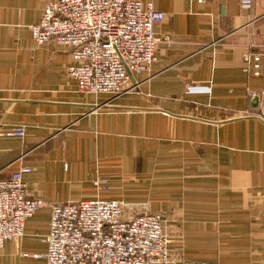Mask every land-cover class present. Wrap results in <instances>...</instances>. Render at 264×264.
Here are the masks:
<instances>
[{
  "label": "crops",
  "instance_id": "1",
  "mask_svg": "<svg viewBox=\"0 0 264 264\" xmlns=\"http://www.w3.org/2000/svg\"><path fill=\"white\" fill-rule=\"evenodd\" d=\"M48 1L0 0V179L29 165L46 200L0 264H47L52 204L95 196L161 212L174 259L264 264V76L244 60L264 0H145L165 12L157 58L118 95L80 90L69 49L36 42Z\"/></svg>",
  "mask_w": 264,
  "mask_h": 264
},
{
  "label": "built area",
  "instance_id": "2",
  "mask_svg": "<svg viewBox=\"0 0 264 264\" xmlns=\"http://www.w3.org/2000/svg\"><path fill=\"white\" fill-rule=\"evenodd\" d=\"M165 12L145 0H52L33 25V37L69 49L67 73L78 88L121 94L138 86V75L157 58L155 23ZM246 69L264 76V49L245 54ZM24 124L6 131L23 136ZM21 165L0 179V247L20 240L25 223L46 200L33 196ZM100 190L108 185L97 180ZM161 212H130L126 201L101 196L53 203L45 240L47 264H222L219 260L173 257ZM37 255V254H36Z\"/></svg>",
  "mask_w": 264,
  "mask_h": 264
}]
</instances>
